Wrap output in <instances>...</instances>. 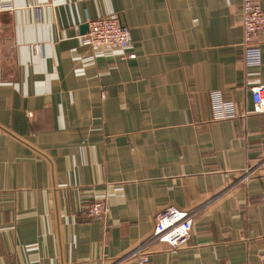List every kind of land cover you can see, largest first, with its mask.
<instances>
[{
	"label": "crops",
	"instance_id": "1",
	"mask_svg": "<svg viewBox=\"0 0 264 264\" xmlns=\"http://www.w3.org/2000/svg\"><path fill=\"white\" fill-rule=\"evenodd\" d=\"M241 4L0 0V264H264V31L247 66ZM114 14L130 44H85ZM169 206L194 219L180 248L151 238Z\"/></svg>",
	"mask_w": 264,
	"mask_h": 264
},
{
	"label": "built area",
	"instance_id": "2",
	"mask_svg": "<svg viewBox=\"0 0 264 264\" xmlns=\"http://www.w3.org/2000/svg\"><path fill=\"white\" fill-rule=\"evenodd\" d=\"M243 58L247 66L261 63V48L258 35L264 31V7L257 0H242ZM89 30L83 35L85 44L95 47L120 46L130 44V28L118 14L90 19ZM254 112L264 111V83L252 87ZM212 108L215 118H232L239 113L231 100H225L219 92L212 93ZM107 206L103 201H93L87 207V216L104 219ZM194 219L190 211L177 206L163 209L156 217L151 238L167 243L171 248L184 246L191 237ZM148 261L146 254L140 258Z\"/></svg>",
	"mask_w": 264,
	"mask_h": 264
},
{
	"label": "rangeland",
	"instance_id": "3",
	"mask_svg": "<svg viewBox=\"0 0 264 264\" xmlns=\"http://www.w3.org/2000/svg\"><path fill=\"white\" fill-rule=\"evenodd\" d=\"M130 28V27H129ZM131 31V30H130Z\"/></svg>",
	"mask_w": 264,
	"mask_h": 264
}]
</instances>
